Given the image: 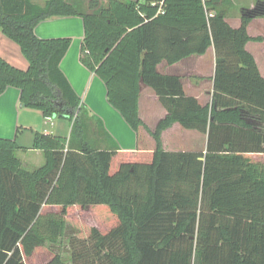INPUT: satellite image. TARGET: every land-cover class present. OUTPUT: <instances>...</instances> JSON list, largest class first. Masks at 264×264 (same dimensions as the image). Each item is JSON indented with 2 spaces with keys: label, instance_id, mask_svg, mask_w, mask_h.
Wrapping results in <instances>:
<instances>
[{
  "label": "trees",
  "instance_id": "16d2710c",
  "mask_svg": "<svg viewBox=\"0 0 264 264\" xmlns=\"http://www.w3.org/2000/svg\"><path fill=\"white\" fill-rule=\"evenodd\" d=\"M75 3L0 0V29L28 63L22 70L0 57V95L14 88L26 108L72 123L68 139L36 132L30 148L0 138V264H66L54 246L67 224L76 231L71 264H264V134L245 119L264 123V77L245 49L260 40L247 26L264 16V2L242 10L237 28L226 22L231 0H168L158 15L131 0H92L89 12ZM63 17L82 19L80 63L128 126L151 134L154 152L101 147V120L59 69L71 39L34 34ZM211 46L220 61L212 103L201 106L157 65ZM140 83L167 113L154 131L138 116ZM174 123L207 133L205 153L163 150L161 133ZM28 150L43 154L41 167H22L16 153Z\"/></svg>",
  "mask_w": 264,
  "mask_h": 264
},
{
  "label": "crops",
  "instance_id": "0c3cea01",
  "mask_svg": "<svg viewBox=\"0 0 264 264\" xmlns=\"http://www.w3.org/2000/svg\"><path fill=\"white\" fill-rule=\"evenodd\" d=\"M30 1L38 6H43L46 2V0H36L37 3L35 0ZM231 1L233 7L226 12V22L231 27L237 28L241 24L242 10H252L256 5V0ZM258 1L264 2V0ZM68 2L74 4L76 0H68ZM259 23L264 26V16L256 17L248 24V35L254 38L259 37L260 40L248 42L245 49L253 56L260 75L264 77V35H261L258 31ZM34 34L42 39H71L70 47L59 63V69L86 106L90 115L101 120L107 134L106 137L99 138L102 148L112 149L117 147L120 152L130 154L152 153L155 151L156 143L151 134L144 127H140L137 132H134L122 116L108 104L104 83L96 74L90 72L80 63V47L84 37L81 18L63 17L41 21L35 26ZM0 57L22 70L28 66L27 61L18 56L15 47L3 35L1 29ZM215 61L214 48L211 46L202 55H192L172 65L162 62L157 65V71L164 75L179 77L183 92L187 97L195 98L201 106H210L212 103ZM26 109L28 108L22 106L20 102L18 90L7 88L0 95V138L15 140L23 148L32 146L36 132L69 138L72 123L61 119L60 122L52 121V125L46 124L43 116L42 121L37 122L39 116L37 118L35 114L26 112ZM166 115V110L158 101L154 91L140 83L138 116L142 123L150 131H154ZM33 118L36 120L35 122L32 121ZM245 119L246 123L255 124L257 130L264 134L263 122L256 121V118L250 115ZM47 126L49 128H46ZM219 138L224 137L221 135ZM160 139L162 149L165 151L205 153L208 135L196 130L184 129L178 123H174L162 131ZM16 157L27 171L35 170L44 164V157L40 151H18ZM68 226L69 224H67ZM73 232L76 233L75 229H73Z\"/></svg>",
  "mask_w": 264,
  "mask_h": 264
},
{
  "label": "rangeland",
  "instance_id": "374dc122",
  "mask_svg": "<svg viewBox=\"0 0 264 264\" xmlns=\"http://www.w3.org/2000/svg\"><path fill=\"white\" fill-rule=\"evenodd\" d=\"M34 1V0H33ZM79 1V3L81 4V6H82V8H83V11H85V12H89V10H88V6H89V3H90V1H92V0H78ZM100 2H101V4H104L105 2H106V0H99ZM35 2H36V0H35ZM37 3V2H36ZM82 8L81 7H79V6H77V10L78 11H82ZM261 23H259L258 24V31H259V33L261 34V35H264V26H262V24L260 25ZM11 42V44H13V46L15 47V50H16V52H17V54H18V56L22 59V60H26L23 56H22V54L20 53V50H19V47L15 44V43H13L12 41H10ZM13 66H15V65H13ZM15 67H17V66H15ZM27 111L26 112H31L32 114H35L36 116H37V118H38V116H39V119L37 120V122H40V121H42V115H41V113H40V111H38V110H35V109H30V108H28V109H26ZM24 112V111H23ZM60 118H58L57 116H53L52 117V121H54V122H60ZM32 121L33 122H35L36 120H34V118L32 119ZM42 124V123H41ZM46 128H49V126H47ZM42 129V128H41ZM28 131H30V130H28ZM92 137V138H91ZM87 139L88 140H90V142L92 143V142H94V141H92V140H94L93 139V136H87ZM74 232H73V229L70 227V225L68 226V227H66V230H65V234H64V236L59 240V242H58V244L57 245H55L54 246V249L60 254V256H61V258H62V260L66 263V264H71V261H70V252H69V248H68V242H69V239L72 237V236H74Z\"/></svg>",
  "mask_w": 264,
  "mask_h": 264
},
{
  "label": "built area",
  "instance_id": "2783aa9c",
  "mask_svg": "<svg viewBox=\"0 0 264 264\" xmlns=\"http://www.w3.org/2000/svg\"><path fill=\"white\" fill-rule=\"evenodd\" d=\"M133 2H136L138 4H145L147 6H150L152 8L156 9V15L162 14L165 9V5L168 2V0H131ZM52 117H46L45 123L52 125Z\"/></svg>",
  "mask_w": 264,
  "mask_h": 264
},
{
  "label": "water",
  "instance_id": "95a60500",
  "mask_svg": "<svg viewBox=\"0 0 264 264\" xmlns=\"http://www.w3.org/2000/svg\"><path fill=\"white\" fill-rule=\"evenodd\" d=\"M219 61H220V59H216V61H215V62H216V63H218ZM22 106H24V105L22 104ZM202 160H203V159H202Z\"/></svg>",
  "mask_w": 264,
  "mask_h": 264
}]
</instances>
